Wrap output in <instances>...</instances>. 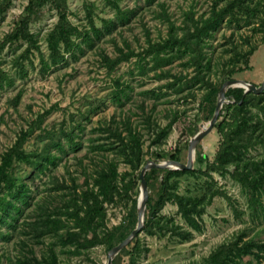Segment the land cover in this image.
<instances>
[{
    "label": "rangeland",
    "instance_id": "374dc122",
    "mask_svg": "<svg viewBox=\"0 0 264 264\" xmlns=\"http://www.w3.org/2000/svg\"><path fill=\"white\" fill-rule=\"evenodd\" d=\"M29 1L0 3V68L7 76L0 79V155L21 130L27 132L22 144L27 158L10 165L14 186L0 188L5 202H12L0 207V264H19L23 256L39 264H106L105 243L81 237L76 243L58 241L56 234L42 231L43 221L56 214L64 195L72 194L68 187L85 190V179L93 185L89 176L113 160L118 184L112 200L103 203L102 236L121 222L131 199L138 198L139 173L147 161L168 160L178 148L179 161L186 163L188 142L212 117L218 89L226 81L222 67L247 61L250 69L232 79L256 86L264 79V0H246L252 9L242 13L234 7V14L228 11L233 0H66L69 23L89 37L73 36L75 45L69 50L60 44L56 61L50 58L46 37L59 19L58 0L27 10ZM214 8L223 19L205 33L201 20ZM26 17V29L39 46L28 53L22 31ZM195 21L204 60L211 61L207 79L218 88L201 105L208 85L192 78L196 67L190 64L189 40L196 32ZM151 47L159 49L158 58ZM129 52L128 59L108 69L104 56L114 60ZM248 107L257 114L255 132H263L264 113L250 103ZM41 114L40 127H34ZM115 126L123 135L130 126L138 136L137 169L117 153V141L109 133ZM220 142L213 126L197 143L192 168L172 169L176 172L168 180L169 192L187 203L190 217L177 200L167 201L151 227L144 226L127 247L135 264H200L216 247L238 236L254 243L241 264H264V246L258 247L264 245V216L254 214L248 190L231 177V166L228 172L219 168ZM199 151L206 155L201 168ZM154 152L162 158H155ZM48 153L52 160L45 158ZM242 157L261 161L264 144L250 146ZM57 177L64 178L67 187L60 188ZM129 260L126 254L120 264Z\"/></svg>",
    "mask_w": 264,
    "mask_h": 264
},
{
    "label": "trees",
    "instance_id": "16d2710c",
    "mask_svg": "<svg viewBox=\"0 0 264 264\" xmlns=\"http://www.w3.org/2000/svg\"><path fill=\"white\" fill-rule=\"evenodd\" d=\"M48 1L50 0H30L27 10L31 9V5L41 7ZM0 3L5 5V0H1ZM65 5L66 0H58V6L60 7L58 13L59 19L57 24L50 30L46 37L47 46L50 50V58L53 61H56L61 56L60 44H62L64 49L69 50L75 45V41L72 38L73 36L83 38L89 37L85 32L77 30L75 26L69 23L64 12ZM234 7L237 8V12L240 11L242 13H248L252 9L249 7V4L246 3V0H233L228 11L234 14ZM1 9H3V6H0V10ZM27 19V17L24 18L22 22V31L28 41V47L26 48L25 53L31 52L30 50L32 48L39 49L35 35L30 34L26 29ZM222 19L221 13L217 12L214 8L209 18L201 20L202 26L205 27V33L209 30L216 29ZM194 23L196 26V32L194 37L189 40L191 43L189 49L193 52V54H191L192 57L190 64L193 65L194 63L196 67L192 78L199 81L202 80L203 83L208 85V90L201 99V105L211 92L218 88L217 84L207 79L206 72L211 69V61L208 58L204 60V53L201 50L202 36L198 33L200 26H197L199 22L195 21ZM183 38H186V36ZM151 49L154 51L153 54L158 58L160 54L159 49L157 47H151ZM246 53L251 54V49ZM40 55L43 61H41L42 66L46 67L47 63L44 61L43 55ZM131 55L132 52H129L128 54L119 56L114 60L108 56H104V61L107 62L106 65L108 69L111 70L120 61L128 59ZM18 63L21 64V62ZM244 64V66H237V64L225 65L222 67L221 72L224 77H226V80H230L234 74L242 72L244 69H250L247 61H245ZM2 76L7 77L2 74L0 68V79ZM225 97L228 102L223 104L217 122L214 125L221 135V142L219 144L218 153L216 154V159L219 168L224 169L226 172H228L229 167L231 166V177L237 180L243 188L248 190L254 214L264 216V159L256 161L253 158L247 159L246 157H242V152L247 151L250 146L264 144V131L258 133L255 132L257 131L256 129L258 126L256 128V125L254 124V117L257 114L251 112V109L248 107V104L250 103L253 107L258 108L264 113V105H262V99L264 98L263 91L260 94H253L251 92L244 94L242 88L230 87L226 90ZM213 112L214 109L212 110L211 115H213ZM43 117L44 115L42 114L38 116V119L36 120L37 122L35 123L36 126L34 127H40ZM221 117H223V119H220ZM196 130L197 127L195 126L193 131ZM26 133L27 132L23 133V130H21L18 134V138L14 140L13 144L0 155V188L4 186L8 190H11L14 186V180L10 172V165L14 161H22L27 158L22 150L23 139ZM109 133H111L114 136L115 141H117V153L122 154L125 161L129 162L131 166L137 169L141 163V145L135 131L129 126L127 127V135H123L121 130L115 126L111 129L109 128ZM127 148H129L128 151L126 150ZM179 153V149L175 148L168 158L179 161ZM52 156L51 153H48L45 158L47 160H52ZM154 156L157 159L162 158V154L159 152H154ZM197 162L199 163V168H201L206 162V155L199 151L197 153ZM175 172L176 171L172 169L160 168H152L146 171L145 180L147 182L148 190H150L145 208L146 219L144 221V226L146 228L151 227L152 220L155 218L156 213H158L165 203L171 199L178 201L179 208L183 211L185 217H190L187 203L169 192L168 180ZM89 177H92L91 183L93 185H90L87 177L85 179L86 189L81 192L76 190L75 185L68 187L72 190V194H70L69 197L66 195L62 197L63 205L59 208L55 207L56 214H51L52 217H50V220L46 218L43 221L44 228L42 231H45L44 233L56 234L58 241L68 238L67 242L69 243L71 240L74 241L73 243L78 242L80 237L88 243L100 241L105 243L106 248L110 250L113 246L126 238L135 228L137 223V198L131 199V207L121 222L117 226H113L112 229L105 230L102 232V236H100L99 230H101V225L105 216L103 203L111 201L113 194L117 190L118 180L116 162L110 160L106 163L104 168L93 172L92 176L90 175ZM55 181L59 182L61 185L60 188L65 185L64 178L60 180L57 177ZM65 187L67 186H63V188ZM5 198L6 197L0 196L1 208L5 205L12 204L10 200L5 202ZM72 228L78 229V231H71L70 229ZM89 234H91V239H86V235ZM130 243L113 258L112 264H120L122 257L126 254L129 255L130 259L126 264H135V259L131 257L130 252L127 250ZM253 244L252 241H242V238L238 236L235 240L223 243L216 247L215 250L212 251L200 264H241L240 259L248 255ZM261 246L264 245L259 244L258 247ZM75 251L78 250L75 249ZM50 252L52 254V260L56 259L53 246H50ZM17 262L19 264H39L35 258H31L29 261L25 256H23V261H21V258H18Z\"/></svg>",
    "mask_w": 264,
    "mask_h": 264
},
{
    "label": "water",
    "instance_id": "95a60500",
    "mask_svg": "<svg viewBox=\"0 0 264 264\" xmlns=\"http://www.w3.org/2000/svg\"><path fill=\"white\" fill-rule=\"evenodd\" d=\"M230 87H240L243 89L244 94H247L249 92L253 94H260L264 90V79L259 86L246 82L244 80H237V79L226 80L220 86L219 91H218L217 104L215 106L212 117L204 125L200 126L198 132L194 134L188 142L186 163H182L180 161L171 160V159L161 161V162L150 160L145 163V165L141 168L140 173H139L140 185H139V196L137 198V203H136V207H137L136 226L126 238H124L120 243H118L117 245L113 246L110 250H108L106 264H112L113 258L123 248H125L144 227L146 201L149 196L147 182L145 180L146 171L152 168L178 169V170L191 169L193 166V156H194L196 145L213 128L214 123L218 119V115L220 113V110L223 104L228 102V100L225 97V92Z\"/></svg>",
    "mask_w": 264,
    "mask_h": 264
}]
</instances>
